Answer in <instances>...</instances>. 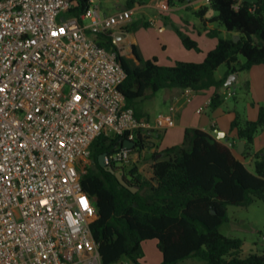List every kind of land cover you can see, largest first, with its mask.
<instances>
[{
  "label": "built area",
  "instance_id": "obj_1",
  "mask_svg": "<svg viewBox=\"0 0 264 264\" xmlns=\"http://www.w3.org/2000/svg\"><path fill=\"white\" fill-rule=\"evenodd\" d=\"M99 1L88 0L78 21L65 16L70 0H0V264H102L81 184L91 144L101 134L135 143L151 124L119 90L126 74L113 32L135 10L102 17ZM152 3L169 11L168 0ZM102 33L118 51L97 43ZM173 125L171 115L154 121ZM131 151L105 162L123 166Z\"/></svg>",
  "mask_w": 264,
  "mask_h": 264
},
{
  "label": "trees",
  "instance_id": "obj_2",
  "mask_svg": "<svg viewBox=\"0 0 264 264\" xmlns=\"http://www.w3.org/2000/svg\"><path fill=\"white\" fill-rule=\"evenodd\" d=\"M68 16L80 21L88 8V0H70ZM151 0H124V9L145 5ZM184 0H168L170 6ZM192 0H188L191 2ZM209 10L214 14L206 17ZM192 14L206 26L217 22L220 29H207V34L218 39L202 62L176 61L171 66L159 65L157 58L144 59L137 47H131L134 60H128L113 47L109 33L97 36V43L117 50L118 61L126 77L119 87L126 106L133 108L163 89H190L200 92L214 88L210 107L221 106L225 95L218 93L224 79L215 72L225 65L226 74L249 70L264 65V0H210ZM148 28L150 22H131L124 30ZM183 46L199 52L198 44L173 25ZM221 30L227 33L223 36ZM238 36L234 42L233 37ZM135 60L138 64L135 63ZM264 128V107L255 121L242 119L236 112L231 129L245 141L242 154L251 156L252 170L239 160L232 147L197 128H186L181 144L161 151V158L152 165V177L147 179L136 167L124 174L126 181L138 186L136 193L122 187L116 177L98 164L102 154L110 155L123 147L124 136L99 135L91 144L90 161L81 178L83 190L92 199L96 218L90 230L101 256L102 264H142V243L155 240L162 255L160 264H179L188 259H199L203 264H264L262 253L241 255L243 242L227 237L219 227L227 221L229 205L246 207L255 200L264 203V148L250 153L255 136ZM141 137L133 149L140 150ZM116 170L123 166L111 163Z\"/></svg>",
  "mask_w": 264,
  "mask_h": 264
},
{
  "label": "crops",
  "instance_id": "obj_3",
  "mask_svg": "<svg viewBox=\"0 0 264 264\" xmlns=\"http://www.w3.org/2000/svg\"><path fill=\"white\" fill-rule=\"evenodd\" d=\"M203 5L204 3L202 0H192L188 2L184 8L185 10H196ZM143 8H148L149 10L152 8L155 10L152 0L145 5H136L133 9L137 10ZM179 9L180 7L178 5H172L168 12H158L156 15H152V18L148 21H153L150 27L155 28L156 31L140 28L136 33H132L126 32L123 29L122 31L115 30L113 34L119 40V44L128 45L130 47L135 45L144 59L156 57L159 65L171 66L176 61L202 62L206 54L215 48L218 39L207 34V29H213L210 25L204 26L201 21L197 19L199 26H201L198 28L196 24L190 23L182 16H179L177 14ZM213 14L214 13L211 14L208 12L206 16L208 17ZM173 25L181 29L191 39L197 42L199 52L187 50L183 46L179 36L173 29ZM221 32L223 36L227 35L223 30H221ZM150 34L159 36L160 50L156 49L157 47L150 48ZM135 63L138 64L136 60ZM215 77L217 79H224V86L218 89V93L223 95L229 93L232 97H228L234 98L236 101L235 106L226 105L225 101L228 99L226 96L221 106L212 109L208 102L212 95L217 92L214 88L200 92H195L190 89H163V102L166 105V112L157 115H171L174 118V125L172 127L159 129L154 126V121L157 116H151L152 114L149 116L148 111L150 109H148V106H145V109L139 107L144 101L137 105L136 109L139 113L138 118L145 119L151 124L149 130L140 134L144 144L143 148L140 150L132 148L130 154L129 161L134 164L138 173L147 179L151 178L154 161L161 158L160 153L164 149L181 144L183 133L186 128H197L207 132L217 141L231 146L233 153L239 160L244 163L251 162V156L247 158L243 157L242 154L246 150V143L237 138L236 131L231 129V123L235 118L236 112H241L240 115L244 120L255 121L258 117L259 108L261 106L264 107V65H254L247 71L228 75L226 71L219 74L215 73ZM236 89L244 94V107L242 110L239 109V102L241 99L238 100V94L236 92L234 93ZM160 91H158L153 98L146 101H153ZM200 108H203V110L199 111ZM240 141L244 143L242 154L238 152V142ZM263 148L264 128L255 136L250 153L258 152ZM144 242L142 243V247L145 245ZM153 244H156V241ZM147 257L146 252L143 250V258L140 262L142 264H148ZM188 260L190 261V259ZM161 261L162 255L160 253V258L156 256L155 262L149 264H159Z\"/></svg>",
  "mask_w": 264,
  "mask_h": 264
},
{
  "label": "rangeland",
  "instance_id": "obj_4",
  "mask_svg": "<svg viewBox=\"0 0 264 264\" xmlns=\"http://www.w3.org/2000/svg\"><path fill=\"white\" fill-rule=\"evenodd\" d=\"M188 3V0H184L183 2H176L175 5H178L180 9L178 10L177 14L179 16H182L185 20H188L190 23H194L199 27V22L197 18L192 14V10L188 9L185 10L184 6ZM124 0H100L98 2L99 10H100V15L103 16H109L118 13L119 11L124 9ZM143 8V9H137L133 12L132 15V21H137L139 23L141 22H148L152 18V15H156L159 11L153 10L152 8ZM190 11V12H189ZM162 13V12H159ZM68 17V15H65ZM212 16V15H211ZM207 17V16H206ZM210 17V16H208ZM165 21V20H164ZM84 25L89 24V20H85L83 22ZM206 25H210L213 29H220V25L217 22H206ZM140 28L143 27H138L136 30H132L131 32L136 33ZM145 29H152L156 31L155 28H145ZM186 34V33H185ZM149 43H150V48H156L160 50L159 44H160V39L159 36L152 35L150 34L149 36ZM119 48L121 51V54L126 57L128 60H134V56L131 53V47L128 45H122L119 44ZM138 49V48H137ZM139 51V49H138ZM226 71L225 65H221L217 71L215 72L216 74L223 73ZM238 94V100L239 102V109H243L244 107V94L243 92L239 90H234V93ZM163 90H161L155 97L153 101H144L139 105L141 109H145V106H148V111L149 116H158L157 114L162 113L164 114L166 112V105L163 102ZM227 96V93L225 94V97ZM228 97V96H227ZM230 97H232L230 95ZM225 101L226 105H236V101L234 98H230ZM236 98V97H235ZM152 112V113H151ZM241 113V112H240ZM247 168L252 170L253 166L251 162L246 163ZM134 167V164L131 161H127L123 165L124 169V174L128 171V169H131ZM219 231L221 234L227 236V237H232V238H239L242 240L243 245L241 249V255L242 256H247L250 253H262L264 250V203L255 200L252 204L246 207H239V206H233L229 205L227 207V221L224 222L220 227ZM152 243V245H151ZM154 240L150 241H145L144 246L142 247V250H144L147 254V261L148 264L151 262H155L156 256L160 258V252L159 250L156 249V244ZM203 264L201 260L199 259H190V261H185L182 262L181 264ZM160 264V263H159Z\"/></svg>",
  "mask_w": 264,
  "mask_h": 264
},
{
  "label": "water",
  "instance_id": "obj_5",
  "mask_svg": "<svg viewBox=\"0 0 264 264\" xmlns=\"http://www.w3.org/2000/svg\"><path fill=\"white\" fill-rule=\"evenodd\" d=\"M175 1H177V0H175ZM245 1L256 2L257 0H245ZM209 12L211 14L214 13L213 10H209ZM238 39H239L238 36H234L233 37V41L234 42L238 41ZM133 146H134V143L132 141H129V140H124L123 141V148L132 149ZM243 150H244V143H243V141H240V142H238V152L240 154H242ZM106 156H107L106 154H102V155L99 156L98 164L100 165V167H102L105 171L113 174L116 177L118 183L122 187L128 189L132 193H136L139 190V187L138 186H132L126 181V179L124 177V171L123 170H121V169L120 170H116L111 165L107 164L105 162Z\"/></svg>",
  "mask_w": 264,
  "mask_h": 264
}]
</instances>
